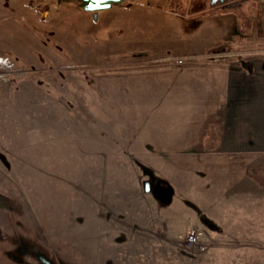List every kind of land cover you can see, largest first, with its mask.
Segmentation results:
<instances>
[{
	"label": "rangeland",
	"instance_id": "rangeland-1",
	"mask_svg": "<svg viewBox=\"0 0 264 264\" xmlns=\"http://www.w3.org/2000/svg\"><path fill=\"white\" fill-rule=\"evenodd\" d=\"M227 13L204 0H125L96 17L81 0H0V264H36L37 249L58 264H264V236L241 225L254 208L216 201L209 156L145 145L178 135L188 108L174 89L150 107L129 90L173 88L182 65L166 57L250 43L254 17L229 33ZM192 226L207 251L187 246Z\"/></svg>",
	"mask_w": 264,
	"mask_h": 264
},
{
	"label": "crops",
	"instance_id": "crops-1",
	"mask_svg": "<svg viewBox=\"0 0 264 264\" xmlns=\"http://www.w3.org/2000/svg\"><path fill=\"white\" fill-rule=\"evenodd\" d=\"M254 31L251 28L253 38ZM184 57L188 60L178 69L173 88L165 81L160 88L158 83H131L136 107L161 105L174 89L178 105L188 108L178 121V135L171 137L175 138L172 142L160 135L166 141L157 142L158 137L155 143L145 145L159 148L160 154L209 156V186L216 190V201L223 206L238 200L251 205L253 213L241 223L243 233L264 236V54L249 49ZM185 163L179 158V165ZM217 192L229 196L219 199ZM230 196L233 201L228 200ZM218 218L216 215L215 221ZM217 222L211 223V229H220Z\"/></svg>",
	"mask_w": 264,
	"mask_h": 264
},
{
	"label": "flooded vegetation",
	"instance_id": "flooded-vegetation-1",
	"mask_svg": "<svg viewBox=\"0 0 264 264\" xmlns=\"http://www.w3.org/2000/svg\"><path fill=\"white\" fill-rule=\"evenodd\" d=\"M205 1H209V5L213 6L214 8L227 10L228 12L227 16H224V17H228L229 20L232 21V24L230 26L231 30H229V33H232L235 30V26L238 20H243V21L249 20L250 17H254L253 22L251 23V28L256 26L258 28L257 30H259V35L261 34V32L263 33V30L261 31L260 28L264 27V0H204V2ZM236 9L240 10L241 12L240 15L238 16L236 15V13L233 12V10H236ZM98 12L99 11L94 12L95 17ZM259 38H262V36ZM250 39L251 38H249V40ZM248 42L249 41H247L246 43L239 44L240 46L241 45L242 46L235 50L220 51V53L221 52L232 53V52H237V51H247L249 49H253V50L262 52L264 54V47H259V48L258 47H248L250 46L249 44H256L257 42H262V45H264V41L262 40L254 41L253 39L250 43ZM215 53H219V52H215ZM16 237L17 239H20L19 233L17 235L13 234V236L11 237V240L13 241ZM30 258L36 264H43L41 262L42 258L48 261L49 264H58V262L56 261L57 260L56 258L51 256V254H49V252H47L46 250H42V249H37L36 252H34L31 255Z\"/></svg>",
	"mask_w": 264,
	"mask_h": 264
},
{
	"label": "built area",
	"instance_id": "built-area-1",
	"mask_svg": "<svg viewBox=\"0 0 264 264\" xmlns=\"http://www.w3.org/2000/svg\"><path fill=\"white\" fill-rule=\"evenodd\" d=\"M185 60L184 57H166L163 61L170 64L183 65ZM205 238L206 233L202 227L192 226L185 236V242L191 249L205 252L210 247Z\"/></svg>",
	"mask_w": 264,
	"mask_h": 264
},
{
	"label": "water",
	"instance_id": "water-1",
	"mask_svg": "<svg viewBox=\"0 0 264 264\" xmlns=\"http://www.w3.org/2000/svg\"><path fill=\"white\" fill-rule=\"evenodd\" d=\"M83 3V8L88 12H97L105 9L111 8L114 4H120L125 0H81ZM144 190L146 192L151 190V185L149 181L144 182ZM43 264H49L45 259H41Z\"/></svg>",
	"mask_w": 264,
	"mask_h": 264
}]
</instances>
